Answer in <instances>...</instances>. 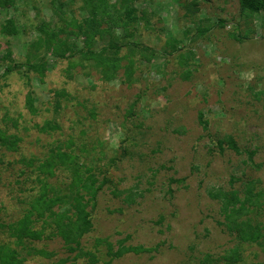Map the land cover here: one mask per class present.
Here are the masks:
<instances>
[{"label": "rangeland", "instance_id": "1", "mask_svg": "<svg viewBox=\"0 0 264 264\" xmlns=\"http://www.w3.org/2000/svg\"><path fill=\"white\" fill-rule=\"evenodd\" d=\"M94 1L11 0L0 8V136L21 140L16 152L0 148V223L21 217L18 193L28 185H16L15 176L22 159L43 162L68 142L80 155L82 144L94 146L84 163L105 166L108 178L87 209L92 225L77 251L45 235L19 248L24 264H227L234 254L233 264H264V6L138 0L133 7L148 14V27L136 24L131 38L121 37L130 45L119 51L116 71L81 54L69 61L45 56L44 76L29 70L28 56L44 52L33 45L63 17L60 6L80 20ZM65 37L83 50L82 36ZM14 64L21 67L6 73ZM229 137L240 154L227 147ZM115 188L131 190L134 203L114 196ZM229 193L252 196L231 216L234 225L219 199ZM249 228L252 241L243 237ZM0 241L9 240L0 232ZM120 241L136 251L112 258L107 243L116 251Z\"/></svg>", "mask_w": 264, "mask_h": 264}, {"label": "trees", "instance_id": "2", "mask_svg": "<svg viewBox=\"0 0 264 264\" xmlns=\"http://www.w3.org/2000/svg\"><path fill=\"white\" fill-rule=\"evenodd\" d=\"M120 1L121 4L110 6L107 0H95L93 5L87 3L83 10L88 15L80 20L73 18V13L70 14L71 16L66 17L67 14L63 12V7L60 6L58 13L55 12L57 15L63 16L60 18V23L58 22L52 30H48L46 27V30L44 29L46 32H43V40L38 39V42L33 45L35 53H37L39 49L35 46L40 44V49H42V52L44 51L43 56L38 57L37 54H30L25 63L27 68L44 76L47 67L43 60L45 56L69 61L75 55L81 54L85 59L92 58L108 72L116 71L119 67L117 56L119 51L121 48L130 45L128 42L121 43V37H123L122 39L131 38L135 32L134 25L136 24H142V27L146 29L148 27L147 17H149L148 14L137 15L139 11L133 7V3L138 0ZM199 1L206 2L207 0H191L190 3H187L192 7ZM245 1L264 6V0ZM4 2H11V0H0V8H3ZM52 5L56 10V5L54 3ZM129 28L132 30L131 32H129ZM118 29L121 30L122 36L121 34L117 35ZM114 30H116V35H114ZM205 31L198 28L196 33L202 34ZM62 35H66L67 40L70 36L75 38L82 36L85 48L76 50L72 42L68 43L59 38ZM104 37L109 38L107 45L99 47L97 50L94 49V43L103 40ZM172 49V52H174L175 49ZM6 55L9 57V52ZM17 65L6 67V73L16 71ZM20 67L18 65V68ZM20 142V139L12 135L0 136V148L6 152L18 151ZM225 143L230 150L240 154V150L231 137L227 138ZM219 146H221V142ZM71 148L74 149L71 142L58 144L50 151L49 157L43 162L37 157L21 160L20 174L15 176V183L18 186L26 183L25 185H28L27 189L30 187V190L26 188L25 190H19L20 193L18 194L23 196L19 202L24 205L20 219L14 222L0 223L1 235H6L9 240L5 243L0 241V264H24L26 258L24 259L21 256L19 248H23L21 250L24 251L25 246L23 244L25 242L41 241L45 235L60 238L69 254L76 252L80 247L81 238L88 233L92 225L90 212L87 209L89 207L91 209L95 208L96 196L107 183L108 178L104 175L107 172L105 166L104 168L103 166L96 167L94 164L86 166L84 163L83 159L90 151H93V148L95 150L94 146L90 150L82 144L78 148L81 155ZM252 156L253 152H249L248 159L251 162ZM109 163L110 165L113 164L112 161ZM96 170L97 173H94ZM99 176L101 177L100 180L98 179ZM54 178L58 180H55L58 186L51 183L50 180ZM113 195L118 198L123 196V203L131 205L134 203L136 194L131 190L115 188ZM251 197V193L245 195L243 200L236 193L219 196V199L222 200V212L233 225L237 222L231 216L238 217L237 215L246 210ZM249 231L250 233H243V237L252 241L255 234L250 228ZM122 244L123 241H120L119 248L114 251L113 247L107 243V254L112 258H119L125 251H136L135 248H126ZM26 254L28 257L33 255L28 247ZM35 255L50 257L49 254L41 251H36ZM238 259L239 257L234 254L230 260H226V263L233 264Z\"/></svg>", "mask_w": 264, "mask_h": 264}]
</instances>
